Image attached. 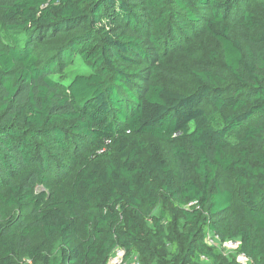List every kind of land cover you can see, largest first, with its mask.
Masks as SVG:
<instances>
[{"label": "trees", "instance_id": "trees-1", "mask_svg": "<svg viewBox=\"0 0 264 264\" xmlns=\"http://www.w3.org/2000/svg\"><path fill=\"white\" fill-rule=\"evenodd\" d=\"M116 249L264 264V0H0V264Z\"/></svg>", "mask_w": 264, "mask_h": 264}, {"label": "built area", "instance_id": "built-area-1", "mask_svg": "<svg viewBox=\"0 0 264 264\" xmlns=\"http://www.w3.org/2000/svg\"><path fill=\"white\" fill-rule=\"evenodd\" d=\"M206 243L208 245L218 246L224 252V250H229V251L234 250L237 247L239 242L236 240L220 241L217 236L210 234L206 237ZM115 252H117V254L119 255H123L124 253L122 249H116L114 253ZM237 261L239 262V264H249L250 263L248 258L243 253L237 254Z\"/></svg>", "mask_w": 264, "mask_h": 264}, {"label": "rangeland", "instance_id": "rangeland-1", "mask_svg": "<svg viewBox=\"0 0 264 264\" xmlns=\"http://www.w3.org/2000/svg\"><path fill=\"white\" fill-rule=\"evenodd\" d=\"M70 70L66 71L65 74L72 76L75 73H88L89 72V68L86 65L82 64V61L79 58H75L74 62L72 63V65L70 66ZM57 74L54 75V77H56ZM231 251L229 250H224V253H230ZM123 255H119L117 254V252H113L110 256L109 259V264H135V258H131L129 260H122Z\"/></svg>", "mask_w": 264, "mask_h": 264}]
</instances>
